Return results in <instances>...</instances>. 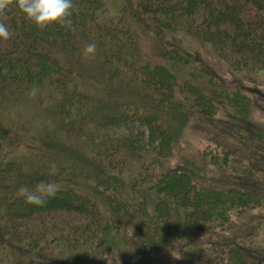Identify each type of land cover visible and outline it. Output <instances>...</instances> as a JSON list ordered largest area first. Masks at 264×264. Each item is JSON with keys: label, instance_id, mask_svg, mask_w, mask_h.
<instances>
[{"label": "trees", "instance_id": "trees-1", "mask_svg": "<svg viewBox=\"0 0 264 264\" xmlns=\"http://www.w3.org/2000/svg\"><path fill=\"white\" fill-rule=\"evenodd\" d=\"M0 23L10 31L0 39V179L9 188L0 190V264H166L154 251L168 242L191 264L264 262L263 243L238 224L205 256L193 244L198 231H224L239 207L264 205V192L236 187L232 171L251 170L261 147L233 119L251 107L241 81L264 74V0H72L64 23L42 28L8 0ZM136 29L207 42L241 88L176 47L156 45L144 58ZM194 118L219 119L204 137L207 165L168 167ZM42 143L87 154L92 166L60 162L51 175L50 154L32 150ZM224 168L225 183L205 177ZM41 181L58 191L26 203L20 187ZM126 226L141 242L127 245Z\"/></svg>", "mask_w": 264, "mask_h": 264}, {"label": "rangeland", "instance_id": "rangeland-1", "mask_svg": "<svg viewBox=\"0 0 264 264\" xmlns=\"http://www.w3.org/2000/svg\"><path fill=\"white\" fill-rule=\"evenodd\" d=\"M244 14L252 15L255 14L251 9H245ZM158 28V27H157ZM163 34L162 37H157L153 33H143L136 29L135 33L139 37V44L141 48V52L144 58L151 60L150 56H154L153 52L156 49V45H159L161 50H168L176 47L179 51L184 53H191L190 55L194 57L197 65L202 66L204 69H208L217 77H220L224 80V83L228 87H240V84H237L233 81L232 76L229 73V69L226 65L219 60L218 53L212 49L207 42H203L196 37H182L180 35L169 34L166 30L165 32L160 30ZM180 36V37H179ZM158 51V53L163 58V51ZM187 51V52H186ZM162 58L160 60H162ZM156 60V59H154ZM238 76V74H237ZM242 87L247 91L246 93L249 95L251 100V107L249 114L246 118L240 119V117H236L235 123L238 124L246 133L247 137H254L256 141L254 143L261 145V147H256L253 149L256 156L254 158L248 156L249 161L245 158L244 155L238 154L237 157L243 162H247L251 167L249 171H243L239 168L232 170L236 175L235 181L237 182L236 187H240L242 189H252L257 192H264V138L261 137L259 132L264 133V74L254 75L251 79L241 81ZM219 118V117H218ZM192 119L188 126L184 128V131L178 140L177 147L173 149L171 154L166 158V165L170 168L182 166L184 162H192L198 166L203 167V165H207V160L202 155V151L206 148V141H204V137L208 133H214L217 129L219 119ZM230 122V120H229ZM224 125V126H223ZM226 122L222 124L221 128L226 129ZM237 125V126H238ZM220 126V125H219ZM216 128V129H215ZM52 144L44 143L42 144H33L32 147L34 152L36 150L40 151L39 146H43V150L46 149V152L50 154V159L54 164L62 162L68 166L74 164H78L83 166L86 169H90L92 166L89 163V157L87 154H81L77 151L72 150V152L63 147L51 146ZM56 147V148H55ZM88 165V166H86ZM91 165V166H90ZM209 170L213 172L215 166H211L209 164ZM210 173V177L207 175L208 179L213 182L225 183L226 179L230 177L231 169L227 170L224 168L222 173H217L219 171H215L214 174ZM9 189L8 188V180L0 179V190ZM240 212L237 215L232 216L231 223L224 230L219 232L217 229H214L212 233H202L198 231V235L196 240L193 242L196 245V249L198 253L202 256L203 251L208 247L209 252L212 248L218 247L217 236L224 235L223 237H229V233L232 228L236 227L235 224H238L242 227L244 232H251L250 234L254 238L256 242H262V246H260V251H262V255L264 257V205L259 206L257 208H252L250 206H241L239 207ZM72 217V216H69ZM60 218V219H58ZM68 217L64 216H54L52 218L54 221H63L65 224H69L67 219ZM233 222V223H232ZM137 230H134L133 227H124L123 234L126 236L128 240V244H135L136 242H141L140 237L134 235ZM224 239L222 238V241ZM233 240V239H232ZM231 240V241H232ZM234 242V241H232ZM169 243V242H168ZM164 244L160 247L159 250L154 251V254L162 260L166 261V264H191L186 257H182V254L176 249V244ZM206 246V247H205ZM259 246V244H258ZM218 249V248H217ZM16 264V263H15ZM28 264H36L33 261H30ZM112 264V263H109ZM120 264V263H118ZM124 264V263H123ZM129 264V263H128ZM150 264H158L152 260ZM264 264V262L262 263Z\"/></svg>", "mask_w": 264, "mask_h": 264}, {"label": "clouds", "instance_id": "clouds-1", "mask_svg": "<svg viewBox=\"0 0 264 264\" xmlns=\"http://www.w3.org/2000/svg\"><path fill=\"white\" fill-rule=\"evenodd\" d=\"M17 8L24 17L37 27H45L53 23H64L70 15L72 9V0H15ZM8 6V0H0V10ZM10 37L9 28L0 23V39ZM95 44H87L84 48L85 54H93ZM34 94V90H33ZM56 173V166L53 163L50 166L49 174ZM58 191V184L54 181H41L36 184L34 189L21 186L19 195L26 203L40 206L46 201V198L53 197Z\"/></svg>", "mask_w": 264, "mask_h": 264}]
</instances>
